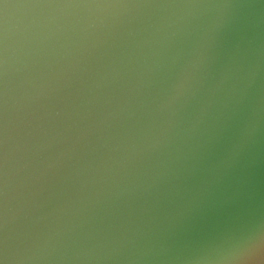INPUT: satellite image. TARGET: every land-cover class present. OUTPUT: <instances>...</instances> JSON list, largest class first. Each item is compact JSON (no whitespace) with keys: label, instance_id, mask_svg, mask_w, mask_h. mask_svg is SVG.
I'll use <instances>...</instances> for the list:
<instances>
[{"label":"water","instance_id":"water-1","mask_svg":"<svg viewBox=\"0 0 264 264\" xmlns=\"http://www.w3.org/2000/svg\"><path fill=\"white\" fill-rule=\"evenodd\" d=\"M0 264H264V0H0Z\"/></svg>","mask_w":264,"mask_h":264}]
</instances>
